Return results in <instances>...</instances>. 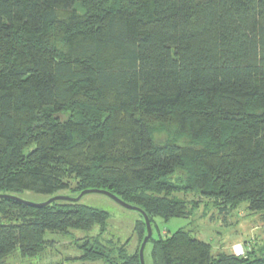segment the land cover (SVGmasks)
<instances>
[{
	"label": "trees",
	"instance_id": "obj_1",
	"mask_svg": "<svg viewBox=\"0 0 264 264\" xmlns=\"http://www.w3.org/2000/svg\"><path fill=\"white\" fill-rule=\"evenodd\" d=\"M60 190L108 191L150 226L191 215L175 192L264 219V0H0V195ZM108 218L0 198V261ZM84 238L77 260L140 264ZM149 242L152 264H264L182 229Z\"/></svg>",
	"mask_w": 264,
	"mask_h": 264
},
{
	"label": "rangeland",
	"instance_id": "obj_2",
	"mask_svg": "<svg viewBox=\"0 0 264 264\" xmlns=\"http://www.w3.org/2000/svg\"><path fill=\"white\" fill-rule=\"evenodd\" d=\"M79 194L70 190H60L52 195L25 191L18 196L22 200L39 204L54 197L75 198ZM173 195L183 199L194 209L186 218H170L167 221L154 218L151 223L152 239L169 236L182 229L188 231L191 237L210 244L212 254L226 252L240 255L241 248V255L247 251L252 252L251 257L264 255V219L260 212L248 211L246 205L242 204L225 216L195 192H175ZM80 202L108 213L106 229L102 234L98 227H93L87 232L73 231L67 236L50 234L47 237L49 244L40 255L23 258L15 252L1 260L0 264H106L102 260H77L83 249H79L76 244H82L81 238L84 237L90 244L98 237L99 243L111 250L113 256L118 255L121 246H124V250L129 254L140 248L135 225L144 219L138 211L125 208L102 193H87L80 198ZM75 240L77 241L74 243ZM150 250L151 242L147 243L143 252L145 264H152ZM73 258L76 260H72Z\"/></svg>",
	"mask_w": 264,
	"mask_h": 264
},
{
	"label": "water",
	"instance_id": "obj_3",
	"mask_svg": "<svg viewBox=\"0 0 264 264\" xmlns=\"http://www.w3.org/2000/svg\"><path fill=\"white\" fill-rule=\"evenodd\" d=\"M102 193V194H105L107 196H109L111 199H113L117 204L125 207V208H128V209H131V210H136L138 211L142 216H143V219H144V222H145V225H146V236L144 237L141 245H140V248H139V260H140V264H145L144 263V257H143V252H144V248H145V245L146 243L148 242V240L150 239L151 237V226H150V222H149V219L147 217V215L139 208L135 207V206H131L125 202H123L122 200H120L117 196H115L114 194L108 192V191H101V190H84L82 192H80V194L75 197V198H70V197H54L46 202H43V203H39V204H35V203H32V202H28V201H25V200H22L20 198H17V197H14V196H8V195H0V198H5V199H13V200H16V201H19V202H24V203H28L30 205H33V206H36V207H41V206H44L50 202H52L53 200H68V201H73V202H76L78 201L83 195L87 194V193Z\"/></svg>",
	"mask_w": 264,
	"mask_h": 264
},
{
	"label": "built area",
	"instance_id": "obj_4",
	"mask_svg": "<svg viewBox=\"0 0 264 264\" xmlns=\"http://www.w3.org/2000/svg\"><path fill=\"white\" fill-rule=\"evenodd\" d=\"M239 247V246H238ZM240 249V254L242 253V251H241V248H239Z\"/></svg>",
	"mask_w": 264,
	"mask_h": 264
}]
</instances>
